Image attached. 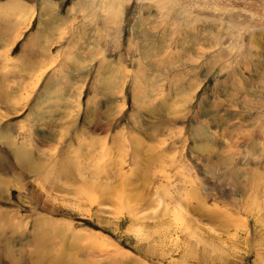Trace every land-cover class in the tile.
<instances>
[{
    "label": "rangeland",
    "instance_id": "obj_1",
    "mask_svg": "<svg viewBox=\"0 0 264 264\" xmlns=\"http://www.w3.org/2000/svg\"><path fill=\"white\" fill-rule=\"evenodd\" d=\"M0 264H264V0H0Z\"/></svg>",
    "mask_w": 264,
    "mask_h": 264
},
{
    "label": "crops",
    "instance_id": "obj_2",
    "mask_svg": "<svg viewBox=\"0 0 264 264\" xmlns=\"http://www.w3.org/2000/svg\"><path fill=\"white\" fill-rule=\"evenodd\" d=\"M21 39H22V38H20V40H21ZM20 40H19V41H20Z\"/></svg>",
    "mask_w": 264,
    "mask_h": 264
},
{
    "label": "bare ground",
    "instance_id": "obj_3",
    "mask_svg": "<svg viewBox=\"0 0 264 264\" xmlns=\"http://www.w3.org/2000/svg\"><path fill=\"white\" fill-rule=\"evenodd\" d=\"M5 9V8H4ZM35 93V92H34Z\"/></svg>",
    "mask_w": 264,
    "mask_h": 264
}]
</instances>
